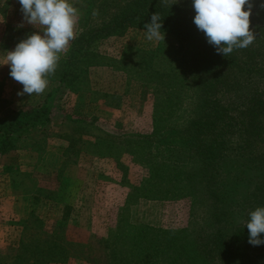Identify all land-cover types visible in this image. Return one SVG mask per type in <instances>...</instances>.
<instances>
[{"label":"rangeland","instance_id":"1","mask_svg":"<svg viewBox=\"0 0 264 264\" xmlns=\"http://www.w3.org/2000/svg\"><path fill=\"white\" fill-rule=\"evenodd\" d=\"M186 1L190 0H178ZM70 2L81 13L77 36L61 56L57 70L66 66L68 73L77 74L72 89L80 92H69L58 81L61 72L56 70L43 94L19 96L23 86L10 77L8 66L0 67V127L5 128L3 133L0 130V150L7 138L14 145L0 154V264H116L119 258L127 262L131 259L126 254L128 226L138 228L140 238L152 229H181L188 218L189 202L181 189L173 190L169 200L139 199L148 166L138 144L134 145L136 152H130L126 141L152 133L148 83L161 84L163 92L168 84L175 92L170 100L158 98L168 101L170 110L161 104L168 118H157L163 129L150 148V163L176 166L180 171L193 160L190 148L178 143L199 95L190 83L192 68L203 65L196 45L167 34L164 41L149 42L145 30L132 28L89 43L87 51L101 55L98 59L88 57L80 62L82 57L70 56L62 61L68 53L76 55L73 43L95 26L94 19L85 23L81 0ZM20 9L18 0H0V63L4 51L13 50L39 29L23 21ZM250 21L261 49L257 54L246 48L244 55L264 67V9L252 11ZM85 65L91 66L84 70ZM170 67L174 74L166 73ZM158 74L173 77L158 78ZM237 83L245 90L235 94L221 89L218 94L225 104L243 103L230 129V150L220 165L222 207H228L233 223L241 221L242 209L237 205L245 199L251 180L264 178V141L258 138L264 139V104L259 102H264V78L241 74ZM259 110L263 114L253 121L260 129L256 130L248 120ZM108 234L110 242L105 243L102 239ZM183 241L189 259L202 264L194 259L187 235ZM40 252L47 260L40 258ZM36 258L39 261L34 263ZM212 260L225 264L219 258ZM157 261L154 264H161Z\"/></svg>","mask_w":264,"mask_h":264},{"label":"trees","instance_id":"2","mask_svg":"<svg viewBox=\"0 0 264 264\" xmlns=\"http://www.w3.org/2000/svg\"><path fill=\"white\" fill-rule=\"evenodd\" d=\"M81 2L85 11V23L92 22L94 19L95 26L88 29L85 37H80L73 43L74 47H77L76 55L68 53V57L66 55L62 61H67L70 56L82 57L80 62L86 61L88 57L98 59L101 55H97L93 50L87 51L89 43L101 38L120 35L127 29L144 30L143 25L150 21L153 13L157 12L163 21L161 31L173 36L179 42L194 43L198 50L200 63L203 64L201 69L196 66L191 70L190 83L192 88L198 90L199 95L197 102L194 103V114L182 130L181 140L178 143L180 147L190 148V157L193 160L180 171L176 166L150 163V148L152 143L159 140V133L163 129L159 127L157 118L162 115L168 118V112L161 111V104L165 103L164 109L170 110L169 102L167 101V104L163 98L166 100L171 95L174 96L175 92V89L168 84L163 86V92L161 84L158 85L155 81L148 83L152 91V133L144 138L126 141L129 143L130 152H136L134 145L138 144V148L140 147L142 151L143 162L148 166L145 167L148 174L145 185L140 189L142 195L139 199L144 201L169 200L172 199L171 195L174 196L173 190L181 189L180 193L189 202L186 224L183 228L175 230H148V236L146 237L143 233L140 238L137 237L138 228L128 226L126 229L129 231L130 243L126 245L128 248L126 254L131 259L125 262L119 258V255H115V258H119L116 264L124 262L126 264H154L159 262L157 260H160L161 264H195L192 259H189L183 246L185 235L189 238L190 250L194 259L199 258L202 264L208 262L213 264L212 259L214 258H219L225 264H264V245L255 247L250 245L248 230L245 227L249 212L257 207H264V178L251 180V187L245 199L242 204L237 205L238 209H242L239 211L241 221L238 223H233L234 216L228 207H222L224 199L219 186L222 180L220 165L226 152L230 150L229 139L233 134L230 129H233L235 114L240 111L243 103H235L236 101L232 100L225 104L223 97L221 96L220 100L218 94L221 93V89L222 92L230 91L235 94L238 89L244 91L245 88L238 87L237 83V78L241 74L248 76L256 73L264 78V67L258 66L259 64L254 60L250 61L244 55L247 50L259 54L261 48L256 45L258 41H254L247 47V50L246 48L234 50L226 57L217 54L215 48L207 43L204 34L193 23L195 11L192 8V0L184 3H179L178 0H122L120 2L81 0ZM251 3L252 11H255L260 8L264 0H251ZM89 35H91L90 39ZM65 65L68 64L65 62ZM89 66L91 65H85L84 70ZM105 66L111 65L106 64ZM57 73H60L58 81L63 83L67 89L69 88V92L74 95L80 92L77 88L72 89L77 74L73 76L68 73L66 66L62 70H57ZM166 73L174 74L175 72L170 67ZM151 74L149 77L154 76ZM162 75L165 78L173 77L164 74H158L157 77ZM170 83L173 82L170 80ZM179 93L180 91H177L176 96ZM159 96H163L161 98L163 102L158 100ZM259 102L261 105L264 104L261 100ZM261 114L263 112L259 110L258 114L253 115L254 118L250 117L248 120V124L256 130L260 129L253 121ZM0 130L3 133L5 128L0 127ZM172 136L176 137V133ZM258 138L264 141L260 136ZM2 146L4 149L0 150V154L4 150L13 149L12 139L7 138ZM193 151L197 152L198 157H202L201 161L194 157ZM137 165L143 166V164ZM180 174L182 177L178 178ZM200 221L203 224L199 223ZM205 223L206 227H204ZM261 238L264 239V234ZM102 240L105 243L110 242L109 234ZM40 254L42 260H47L44 252ZM151 260L152 263H150ZM38 261L39 259L36 258L34 263Z\"/></svg>","mask_w":264,"mask_h":264},{"label":"clouds","instance_id":"3","mask_svg":"<svg viewBox=\"0 0 264 264\" xmlns=\"http://www.w3.org/2000/svg\"><path fill=\"white\" fill-rule=\"evenodd\" d=\"M23 21L39 26L26 38L16 44L13 50L4 51L0 67L8 66L10 77L23 86L24 95H41L50 83L63 54L76 39L79 9L70 0H18ZM251 0H192L195 11L193 23L202 32L209 45L224 57L234 50L249 47L256 39L251 30ZM264 9V3L260 5ZM22 26V25H21ZM163 21L159 13L151 15L143 25L145 38L149 42L164 41L161 31ZM248 243L252 246L264 245V207L249 212L245 222Z\"/></svg>","mask_w":264,"mask_h":264}]
</instances>
